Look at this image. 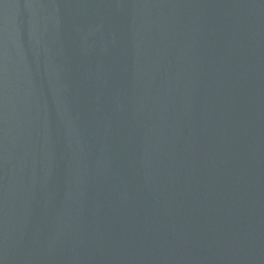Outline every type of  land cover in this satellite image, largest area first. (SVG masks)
Masks as SVG:
<instances>
[{
	"label": "water",
	"instance_id": "water-1",
	"mask_svg": "<svg viewBox=\"0 0 264 264\" xmlns=\"http://www.w3.org/2000/svg\"><path fill=\"white\" fill-rule=\"evenodd\" d=\"M0 264H264V0H0Z\"/></svg>",
	"mask_w": 264,
	"mask_h": 264
}]
</instances>
